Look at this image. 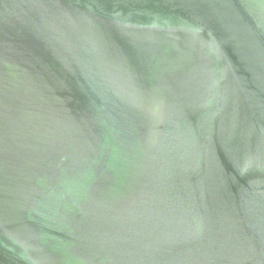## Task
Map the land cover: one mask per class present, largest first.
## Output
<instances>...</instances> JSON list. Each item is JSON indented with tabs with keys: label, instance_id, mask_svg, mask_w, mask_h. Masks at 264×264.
Listing matches in <instances>:
<instances>
[{
	"label": "water",
	"instance_id": "water-1",
	"mask_svg": "<svg viewBox=\"0 0 264 264\" xmlns=\"http://www.w3.org/2000/svg\"><path fill=\"white\" fill-rule=\"evenodd\" d=\"M0 264H264V0H0Z\"/></svg>",
	"mask_w": 264,
	"mask_h": 264
}]
</instances>
